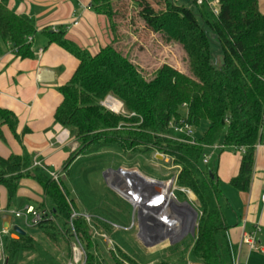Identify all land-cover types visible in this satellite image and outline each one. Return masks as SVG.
I'll return each instance as SVG.
<instances>
[{
  "label": "trees",
  "instance_id": "obj_1",
  "mask_svg": "<svg viewBox=\"0 0 264 264\" xmlns=\"http://www.w3.org/2000/svg\"><path fill=\"white\" fill-rule=\"evenodd\" d=\"M10 1L0 0V42L10 43L21 59L33 58V38L39 32L36 23L12 12ZM112 1L93 0V11L109 19L114 35L113 44L95 56L66 39L64 32L46 33L49 44L60 46L79 62L69 83L60 89L63 101L55 121L71 132L80 154L108 149L124 155L170 157L179 168L176 186L192 192L199 206L190 262L236 264L238 250L230 242V227L219 205L222 194L216 168L205 171L201 164L205 165L204 155L216 145L223 147L221 153L245 148L239 174L230 185L249 192L264 112V14L259 0H218L219 15L207 2L197 5L196 0H189L193 8L173 0ZM129 26H137L142 35L123 29ZM154 47L159 52L162 47L179 49L186 72L170 62V58L175 61L170 50L171 54L162 52L164 58L159 61L161 53ZM108 96L123 104L127 116L101 105ZM122 123L136 127L127 129ZM203 123L208 125L206 131L195 137L193 129ZM3 125L18 138L16 116L0 109V138ZM32 166L28 153L0 157V186L7 190L8 204L17 197L22 180L36 181L44 191L45 204L33 207L49 214L37 227L44 237L55 244L61 239L78 240L86 264H111L101 254L86 216L79 215L75 203L68 200L67 190L45 170ZM177 193L181 194L176 192V197ZM92 219L98 228L100 224L111 229V222ZM24 231L26 235L18 240L11 238L12 231L5 237L8 264H17L24 252L42 250L29 230ZM115 253L113 264H137L123 251Z\"/></svg>",
  "mask_w": 264,
  "mask_h": 264
},
{
  "label": "crops",
  "instance_id": "obj_2",
  "mask_svg": "<svg viewBox=\"0 0 264 264\" xmlns=\"http://www.w3.org/2000/svg\"><path fill=\"white\" fill-rule=\"evenodd\" d=\"M206 2L218 3V0ZM92 5L93 0L9 2V9L33 19L39 32L33 38V58L21 59L10 43L0 42V109L9 111L18 120V138L7 125L1 128V158L28 153L33 162L38 160L43 164L49 175L64 171L77 143L68 129L56 123L55 113L63 101L60 89L69 83L79 62L60 46L49 44L46 33L64 32L66 39L80 49L97 55L113 44L114 35L109 19L97 15ZM259 8L264 14L262 0ZM75 22H78L77 26ZM41 49L44 52L39 57L38 50ZM242 157L238 159L223 152L218 157L216 173L222 194L219 205L230 227V242L238 250L236 264H264V253L251 251L249 245L242 243L245 233L258 228V247L264 248V203L261 200L264 190V148L256 150L252 182L246 193L230 185L231 180L239 174ZM39 197L44 200L42 187L32 179H24L10 205L7 190L0 186V228H3L2 218L8 212L33 207L34 202L41 201ZM15 202L19 205L16 209Z\"/></svg>",
  "mask_w": 264,
  "mask_h": 264
},
{
  "label": "rangeland",
  "instance_id": "obj_3",
  "mask_svg": "<svg viewBox=\"0 0 264 264\" xmlns=\"http://www.w3.org/2000/svg\"><path fill=\"white\" fill-rule=\"evenodd\" d=\"M173 1L186 7H195L189 0ZM262 1L264 2V0ZM119 2H121V0L112 1L113 4ZM136 27L137 26H129L124 27L123 29L132 35L139 37L142 35L141 29L139 28L140 30L138 33L136 31L138 29L135 30ZM211 35L212 34L210 33V36ZM138 39L141 41L140 38ZM154 48L156 49V52H159L158 50L160 49H157V47ZM211 48L214 52L217 50L213 45ZM163 49L164 48L162 47L159 52L161 54L158 60L161 61L162 57L164 58L162 52L165 54H171L172 52L175 61L170 58V62L179 71L186 72V69H184L185 65L182 61L183 54L181 51L177 48H170L169 50L171 52L167 49ZM169 60L167 59V61ZM155 62L156 58H153L152 63ZM120 126H124L127 129L136 127V125L130 123H122ZM207 126L206 123H203L199 128L193 129V135L195 137H201L206 131ZM75 142L77 143L76 148L71 154L68 164L65 166L62 174L57 175L58 180H55V182L63 191L67 190L68 200L73 201L77 210L82 213L79 215H88L87 219H90L89 225L92 230L93 238L98 242L101 254L105 259L113 264L112 253L119 250L123 251L126 256L137 264H158L164 261L167 263L169 262V264H193L190 262L191 260L189 258V251L193 247V236L190 231H188L187 234L182 232L183 235L178 238V240L172 242V244H161L157 247L147 248L146 245H144L142 238L139 236L140 228L137 223V216H135L136 214L134 215L133 207L129 202L125 201L117 191L110 187V175L114 174V172L118 171L120 168L131 172L136 171L147 178H153L167 183L172 180L179 171L178 167L173 166L172 159L160 153L151 154V156L124 155L118 151L108 149L101 150L97 154L89 156L85 153L80 154V145L77 141ZM223 153L229 156H236L238 159L243 156V153L239 150L226 149ZM220 154L221 152L217 151L214 156H212L213 160L211 159L207 166L201 164V168L205 171H212L217 168L218 157ZM158 155H161L164 158L160 160V158L157 157ZM208 155H210V152ZM178 191L183 194L181 195L177 193L178 199L181 202H188L198 212L199 206L195 195L186 190L178 189ZM39 198L40 199L38 200L41 201L34 202L36 208L41 204H45V200H42V197ZM47 205L48 204H46V208L49 209ZM18 207L19 205L15 202L14 208L16 209ZM93 217L103 223H108L109 225V222H111V229L108 230L101 227L99 224V228L101 227L99 230L92 219ZM115 221H118L119 225L116 224L117 222ZM12 223L17 226H22L21 221L14 218ZM194 231L196 232V227ZM29 232L42 250L24 252L21 255L22 257L17 260V264L68 263L73 241L67 243L61 239L59 244H55L53 241L44 237L42 231L38 228L31 229ZM11 238L13 240H18L13 234L11 235ZM6 264H8V253H6Z\"/></svg>",
  "mask_w": 264,
  "mask_h": 264
},
{
  "label": "built area",
  "instance_id": "obj_4",
  "mask_svg": "<svg viewBox=\"0 0 264 264\" xmlns=\"http://www.w3.org/2000/svg\"><path fill=\"white\" fill-rule=\"evenodd\" d=\"M205 2L206 0L195 1L197 5H202ZM209 7L215 15H219V1L218 3H210ZM74 25L77 26L78 22H75ZM29 41H32V39H29ZM43 52L42 49L38 50V56H42ZM101 105L110 112L127 116L123 104L112 96H108ZM260 131L261 139L255 148L256 150L264 148V112ZM189 133H191V130H189ZM220 149H223V147L219 145L209 148L210 151L204 155L203 163L208 165L213 158L212 156ZM239 151L245 153L246 149L241 148ZM209 152L210 155H208ZM32 167L45 170L43 164L38 160L33 162ZM130 172L123 168L114 172L109 177L111 180L110 187L133 207L140 228L139 236L147 248L157 247L161 244H172L183 235L182 232L187 234L188 231H192L194 219H192L191 212L184 209L182 203L185 202H181L176 197L178 187L175 185L178 174L167 182L169 187L165 188L163 186L166 183L163 181L147 178L140 173H138L139 176H134ZM50 176L54 180H58L57 174H51ZM152 182L155 184H152ZM261 200L264 203V190L261 194ZM7 215H10L12 219L21 221L22 226L19 227L23 230L37 228L45 219L49 218L46 211H37L32 206L18 211H10ZM87 221L89 223L90 219H87ZM196 226H194L193 231ZM258 232L259 229L256 228L251 233H245L242 243L249 245L251 251L264 253V248L258 247L256 237ZM9 235L10 230L0 228V264H6L5 237ZM67 264H86V254L78 240L73 242L72 257Z\"/></svg>",
  "mask_w": 264,
  "mask_h": 264
},
{
  "label": "water",
  "instance_id": "obj_5",
  "mask_svg": "<svg viewBox=\"0 0 264 264\" xmlns=\"http://www.w3.org/2000/svg\"><path fill=\"white\" fill-rule=\"evenodd\" d=\"M157 157L160 158V160L164 158L161 155H158ZM104 177H105V174H104ZM212 178L214 177L212 176ZM182 207L184 209H188L191 212L192 216L194 217V223H193V228H194V226L197 225L198 212L188 202L182 203ZM2 222H3V228L12 231L13 236H15L16 239H19L20 236L26 235V232L23 229H21L19 226L12 225V217L10 215H5L2 218ZM193 228L191 231L192 236L195 235V231H193Z\"/></svg>",
  "mask_w": 264,
  "mask_h": 264
},
{
  "label": "bare ground",
  "instance_id": "obj_6",
  "mask_svg": "<svg viewBox=\"0 0 264 264\" xmlns=\"http://www.w3.org/2000/svg\"><path fill=\"white\" fill-rule=\"evenodd\" d=\"M130 174H133L134 176H139V174L136 172V171H134V172H130ZM152 184H155L154 182H152ZM163 187H165V188H167V187H169V184H164V186ZM191 216H192V214H191ZM192 219H193V216H192Z\"/></svg>",
  "mask_w": 264,
  "mask_h": 264
}]
</instances>
